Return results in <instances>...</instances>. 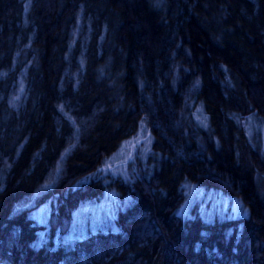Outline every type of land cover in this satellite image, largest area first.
I'll list each match as a JSON object with an SVG mask.
<instances>
[{"label": "trees", "instance_id": "16d2710c", "mask_svg": "<svg viewBox=\"0 0 264 264\" xmlns=\"http://www.w3.org/2000/svg\"><path fill=\"white\" fill-rule=\"evenodd\" d=\"M251 117L264 0H0V264H264Z\"/></svg>", "mask_w": 264, "mask_h": 264}, {"label": "rangeland", "instance_id": "374dc122", "mask_svg": "<svg viewBox=\"0 0 264 264\" xmlns=\"http://www.w3.org/2000/svg\"><path fill=\"white\" fill-rule=\"evenodd\" d=\"M79 26H80V17H78L76 27L73 30V38H75L76 35L78 34L80 30ZM15 63H16V58H14L12 62V66H11L12 68L10 67L11 69L9 71H12L14 69ZM79 63H80V60H79ZM26 72H27L26 68H22L17 73L16 82H15V85L12 89V93L10 96V103L14 107H17L18 103L24 100V97L26 95V92H27ZM6 73L7 71H3L2 76H5ZM246 128H247V134L249 136V139L251 141L257 140L258 139L257 136L260 135L261 146L263 145L264 147V124L260 120H258L256 117H251L246 120ZM131 148H132L131 144L129 145L125 144L123 147L120 148V150L115 155L112 156L111 163L117 166L115 169H120V167H122L124 161L126 160L128 156V151ZM61 160H62V156L57 161L55 168L52 171V173L49 175L47 181L42 185L41 189H43V191L55 184L59 176V173H60ZM234 205H235L234 207H236L234 210L235 215H236L238 212V206L236 203H234ZM231 210L233 211V208ZM44 212L45 211L43 210V208L39 207V208H36L32 213H33L34 218L37 221L41 222V221H44V219L46 218V215H43ZM102 214H103V210H101L97 214V216H100ZM74 218H75L74 222L76 224L80 220H84L82 218L81 212H78Z\"/></svg>", "mask_w": 264, "mask_h": 264}, {"label": "bare ground", "instance_id": "6f19581e", "mask_svg": "<svg viewBox=\"0 0 264 264\" xmlns=\"http://www.w3.org/2000/svg\"><path fill=\"white\" fill-rule=\"evenodd\" d=\"M26 9V8H25ZM26 12V11H25ZM17 57V54L14 55V58ZM24 68H26V70L28 69V64L24 66Z\"/></svg>", "mask_w": 264, "mask_h": 264}]
</instances>
